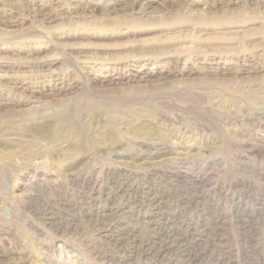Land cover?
Returning <instances> with one entry per match:
<instances>
[{
  "label": "rangeland",
  "instance_id": "1",
  "mask_svg": "<svg viewBox=\"0 0 264 264\" xmlns=\"http://www.w3.org/2000/svg\"><path fill=\"white\" fill-rule=\"evenodd\" d=\"M0 264H264V0H0Z\"/></svg>",
  "mask_w": 264,
  "mask_h": 264
},
{
  "label": "bare ground",
  "instance_id": "2",
  "mask_svg": "<svg viewBox=\"0 0 264 264\" xmlns=\"http://www.w3.org/2000/svg\"><path fill=\"white\" fill-rule=\"evenodd\" d=\"M178 1H180V0H178ZM58 3V2H57ZM84 8V7H83ZM116 76V75H115ZM170 146H167V147H163V149H161V150H164V151H172L171 150V147L169 148ZM158 152V151H157ZM115 183V182H114ZM152 187V186H151ZM151 187H146V189H151ZM155 187V186H154ZM114 188V192H117V191H121V192H126V188L123 186V185H121V183H117V185H116V187L114 186L113 187ZM129 189V188H128ZM144 191V190H143ZM148 192H149V190H147ZM148 192H146L145 191V193H148ZM105 213V212H104Z\"/></svg>",
  "mask_w": 264,
  "mask_h": 264
}]
</instances>
